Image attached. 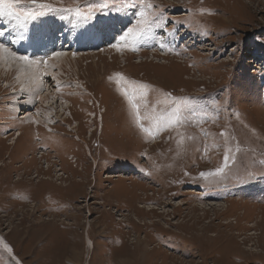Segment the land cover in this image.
<instances>
[{"label":"rangeland","instance_id":"rangeland-1","mask_svg":"<svg viewBox=\"0 0 264 264\" xmlns=\"http://www.w3.org/2000/svg\"><path fill=\"white\" fill-rule=\"evenodd\" d=\"M150 2L137 44L119 37L140 0H37L54 10L1 17L0 43L42 58L43 83L0 65V264H264V0ZM55 52L76 61L44 70ZM116 73L142 115L179 104L182 122L146 136ZM229 150L221 174L200 176Z\"/></svg>","mask_w":264,"mask_h":264},{"label":"snow or ice","instance_id":"snow-or-ice-1","mask_svg":"<svg viewBox=\"0 0 264 264\" xmlns=\"http://www.w3.org/2000/svg\"><path fill=\"white\" fill-rule=\"evenodd\" d=\"M20 3L21 0H0V17H10L15 21V26H23L26 23H30L46 15L48 11L54 10L53 6L50 4H37V0H30V3L32 5H35L36 8L21 9L17 7ZM106 6L107 5H102V7ZM139 6L141 8V11L139 12V19L136 21V24L132 27H128L119 37V40L125 41L126 44L127 42L137 44L140 39H142L143 36L147 33L151 26L145 9H151L153 7L152 3L150 2V0H140ZM66 11L72 12L78 18L89 19L91 18L94 9L89 7L88 11L84 12L81 11V8L79 6H77L75 8L66 9ZM3 34V32H0V36H2ZM12 43H15V41H12ZM113 47H117V49L119 50L120 45L116 44L113 45ZM132 50H135V48H133ZM9 52L10 50L5 46V44L0 43V59H4V54ZM53 55L60 56L61 53L55 52L53 53ZM11 56L14 59L24 61L29 66H31L32 63H36L38 67L39 62L30 61V58L27 55L16 56L15 53H11ZM43 63L46 65L47 60H44ZM115 75L117 77L116 84L118 86V90L126 98L136 125L143 133L146 134V136H153L154 128L156 130H159L161 127H171L173 125H179L182 122V109L179 104H176L167 110H161L159 114H156L155 110H153V114L151 116L146 114L142 115L141 101L144 99V97L143 94L140 93L138 88L135 86V82L129 81L121 73H116ZM168 95L170 96V94ZM143 121H148L149 126H146ZM221 135H223V133ZM237 151H239V148H237ZM230 160H234V156L230 155V150L225 151L223 164L220 167L209 172L200 173V176L207 178L209 176L221 174L224 171V168L228 166Z\"/></svg>","mask_w":264,"mask_h":264},{"label":"bare ground","instance_id":"bare-ground-1","mask_svg":"<svg viewBox=\"0 0 264 264\" xmlns=\"http://www.w3.org/2000/svg\"><path fill=\"white\" fill-rule=\"evenodd\" d=\"M0 19H1V17H0ZM2 23V22H1ZM73 24V23H72ZM5 25H6V23H5ZM4 25V26H5ZM74 26V25H73ZM8 27V26H7ZM95 27L96 28H99V27H104V25L103 24H97V25H95ZM71 28V27H70ZM72 29V28H71ZM73 30H75V31H77L76 29H73ZM13 31V30H12ZM46 32H48L49 31V26L48 25H46V30H45ZM43 34V33H42ZM52 34V33H51ZM74 34V33H73ZM54 35V34H53ZM19 36V35H18ZM55 36V35H54ZM59 37V36H58ZM50 39H51V36L49 37ZM15 40V39H14ZM37 40V39H36ZM76 40V39H75ZM38 41H40L41 42V46H44L45 47V44H46V40L43 38V37H40L39 39H38ZM68 41V40H67ZM78 41V40H77ZM83 41H84V39H83ZM0 42H1V40H0ZM40 42H38V43H40ZM35 43V42H34ZM33 43V44H34ZM16 44H17V46L18 47H21L22 45H19V43L18 42H16ZM36 44V43H35ZM49 45H51V43H48V46ZM69 45V44H68ZM80 45H85L84 43H81ZM33 46V45H32ZM78 46V45H77ZM31 48V47H30ZM33 48V47H32ZM46 50H47V52H48V50H49V48L47 47V45H46ZM44 49V48H43ZM29 54H30V51H29ZM38 55V54H37ZM16 56H19V55H16ZM39 56V55H38ZM4 59H0V65L2 66V67H4L5 68V66H6V68H9V71H11V67L14 65L16 68H18V70H20L19 71V76H18V79L21 81V80H25V81H27V84H29V85H31V87H34L35 89H37V90H39V89H41V85H42V80L40 79V77H37V75H38V71H40V70H38V69H40L39 68V66L37 67V64L36 63H32L31 64V66H29L27 63H25L24 61H20V60H18V59H14L12 56H11V52L10 53H5L4 54ZM45 57V56H44ZM79 58H81V57H79ZM72 60V61H76V60H73V58L71 59V54H69V53H61V55L60 56H55V57H53L51 60H49L48 59V62L50 63L49 64V66L48 67H46V68H44V70L45 69H47V70H49L50 71V69H54V67L56 66H58L59 67V69L64 65V63H66V62H68V60ZM42 60V58L40 59V61ZM18 61H20L21 62V65L19 64V62ZM40 61H34V62H40ZM7 62H8V64H7ZM39 65V64H38ZM1 67V68H2ZM57 67V68H58ZM42 68V67H41ZM47 72V71H46ZM48 73V72H47ZM42 74V71H41V73H39V75H41ZM44 84H46L45 83V81H44ZM30 94H32L31 96H33V94H34V90L32 89V91L30 90ZM45 96H47V95H45ZM31 98V97H30ZM44 98H46V97H44ZM27 199V198H26ZM60 228H62V227H60ZM63 230V229H62ZM61 234V233H60ZM53 238H55V237H53Z\"/></svg>","mask_w":264,"mask_h":264}]
</instances>
